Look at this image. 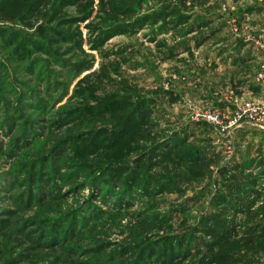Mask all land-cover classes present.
<instances>
[{
    "label": "rangeland",
    "instance_id": "374dc122",
    "mask_svg": "<svg viewBox=\"0 0 264 264\" xmlns=\"http://www.w3.org/2000/svg\"><path fill=\"white\" fill-rule=\"evenodd\" d=\"M88 1L92 7L35 0L15 22L0 20L6 30L0 36V264L78 263L96 256L100 245L115 256L129 243L128 228L155 210L174 213L172 233L147 236L152 244L166 243L205 212L217 211L216 198L229 186L220 170L239 163L258 179L248 196L261 193L257 206H264V127L246 113L247 104L264 103V0H210L193 10L191 0H146L129 23L105 24L101 0ZM170 5L188 16L187 25L162 14ZM111 104H126L132 114L152 110L170 130L160 148L176 133L218 154L206 180L185 181L182 196L155 202L137 190H128L127 200L120 186L106 188L109 176L98 169L103 152L95 143L106 125L98 123L92 133L79 129L76 117ZM54 151L61 161L47 160ZM138 159L133 155L124 165L134 169ZM22 164L41 173L39 181L29 183L19 172ZM52 164L65 182L51 174ZM116 202L123 208L119 226L105 223ZM181 208L188 209L185 215ZM97 209L105 213L99 221L90 215ZM29 234L48 246H36Z\"/></svg>",
    "mask_w": 264,
    "mask_h": 264
},
{
    "label": "trees",
    "instance_id": "16d2710c",
    "mask_svg": "<svg viewBox=\"0 0 264 264\" xmlns=\"http://www.w3.org/2000/svg\"><path fill=\"white\" fill-rule=\"evenodd\" d=\"M34 1L3 0L0 5V20L15 22ZM49 1L51 0H47ZM76 1L84 8L93 6V2L88 0ZM154 1L162 5L166 3V0ZM209 1L191 0V9L202 7ZM183 2L184 7L185 1ZM144 3L146 0H101L98 10L101 23H129ZM168 8L166 14L162 10L165 17H175L173 23L178 26L188 24L187 15L171 5ZM119 27L122 30L128 28L122 25ZM0 36L5 37L6 30H0ZM18 37L19 34H15L10 40L11 43L17 41ZM171 102H176L174 97H171ZM141 109L143 108L132 114L128 112L126 104H111L110 107L104 105L101 109H83L76 117L78 128H90L92 133L96 131L98 123L112 127L108 129L104 126L96 132L99 136L95 138V143L99 144L96 150L101 149L103 152L99 156L103 164L98 169L109 176L105 187L109 189L113 184L120 186L127 200L131 198L128 190H137L140 198L155 202L167 194L182 196L184 191L180 185L185 181L191 184L203 183L219 155L198 150L200 148L195 146V142L189 140L190 136L181 138L176 133L171 137L169 145L160 148L166 143L161 141L167 138L170 130H163L162 124L153 119L152 110ZM203 126L206 127L205 124ZM113 133L117 135L116 140L112 138ZM99 137L103 138L101 142L97 140ZM88 146L83 150L88 151ZM58 155L59 153L54 151L47 160L51 157L54 162L61 161ZM133 155L139 159L136 167L130 169L124 163ZM83 158V161H86L88 156ZM49 168L51 174L59 177L60 182L67 180V176L60 174L55 164ZM150 170L155 172L149 174ZM246 171V163L221 169L220 176L226 178L229 186L226 193H220L216 198L217 211L205 212L197 219L194 227L186 226L183 232L166 238V243L152 244L147 236L152 231L172 233L174 213L166 214L155 210L152 216L136 222L135 227L128 228L129 243L121 245L115 256L104 252V246L100 245L96 251L97 255L90 260L69 264H186L191 260V264H261L264 256V206H257L262 199L261 193L248 196L250 188L258 183V179ZM19 172L26 174L27 181L32 184L39 181L41 174L27 164H22ZM224 185L226 187V184ZM112 208L115 211L107 214L105 223L109 221L119 226L123 217L122 205L116 202ZM187 210L181 208L177 211L185 215ZM90 215L99 221L105 213L97 209ZM96 230L97 226L92 232ZM198 234L203 237L200 238ZM27 239L38 247L48 246L40 244L41 239L30 234ZM68 252L74 253L73 250ZM239 252L244 253V256H238ZM252 257L253 263L249 260Z\"/></svg>",
    "mask_w": 264,
    "mask_h": 264
},
{
    "label": "built area",
    "instance_id": "2783aa9c",
    "mask_svg": "<svg viewBox=\"0 0 264 264\" xmlns=\"http://www.w3.org/2000/svg\"><path fill=\"white\" fill-rule=\"evenodd\" d=\"M264 55V50H263ZM260 80L264 82V72L260 74ZM246 113L251 120L256 122L255 125L264 127V103H249L247 104Z\"/></svg>",
    "mask_w": 264,
    "mask_h": 264
}]
</instances>
